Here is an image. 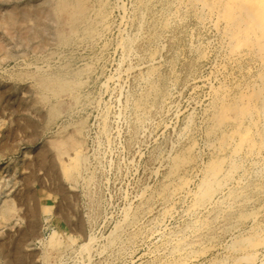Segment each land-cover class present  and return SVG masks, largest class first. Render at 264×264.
<instances>
[{"label": "rangeland", "instance_id": "obj_1", "mask_svg": "<svg viewBox=\"0 0 264 264\" xmlns=\"http://www.w3.org/2000/svg\"><path fill=\"white\" fill-rule=\"evenodd\" d=\"M207 3L0 0V264H245L258 0Z\"/></svg>", "mask_w": 264, "mask_h": 264}, {"label": "bare ground", "instance_id": "obj_2", "mask_svg": "<svg viewBox=\"0 0 264 264\" xmlns=\"http://www.w3.org/2000/svg\"><path fill=\"white\" fill-rule=\"evenodd\" d=\"M75 1L77 2V0ZM200 1L202 4L201 8L205 9V7L208 6L207 0H200ZM257 6H258L257 27L259 29L260 37L262 38L261 41L262 43H264V0H258ZM193 7L195 8L196 4L195 5L193 4ZM2 21L7 24L8 23L13 24L14 22L16 23V19H14L13 16L10 14L3 17ZM257 80L259 84L258 83L256 84V88L253 92V96H254V103H255L254 113L257 114L259 118H258V122L252 119L251 124L254 126V128L257 131H259V133L262 136H264V69L262 71V74L258 75ZM250 99H252V96ZM67 142L71 144L75 143L74 139H70ZM67 142L65 143L64 140L58 141V143L62 145V147L63 145L67 144ZM210 170H211V174H216L218 172L216 165L212 166ZM12 212H13V207H12L11 202L5 201L3 204L0 205V217L7 219V217H11L10 215L12 214ZM32 226L34 227V224H32ZM258 243L264 245V240L260 239V242H259V241H256L254 238H246L241 244V248H243V245H245V248H246L241 254V258L245 259L246 261L245 264H249L248 261L252 259V255L255 254L256 249L254 248Z\"/></svg>", "mask_w": 264, "mask_h": 264}]
</instances>
